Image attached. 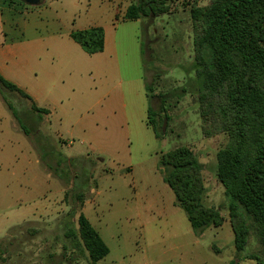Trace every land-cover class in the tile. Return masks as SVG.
<instances>
[{
	"label": "rangeland",
	"instance_id": "374dc122",
	"mask_svg": "<svg viewBox=\"0 0 264 264\" xmlns=\"http://www.w3.org/2000/svg\"><path fill=\"white\" fill-rule=\"evenodd\" d=\"M73 2L80 4L69 26L103 8L102 0ZM193 2L206 6L210 0H174L167 15L119 22L109 33V47L118 52L111 70L81 69L86 59L59 44L48 46L57 43L49 40L37 50V44L27 43L20 68L9 66L5 75H18L28 95L37 92L34 102L47 114L35 112L30 100L0 82V245L5 252L0 264H92L79 236L75 189L84 190L82 212L109 248L97 264L264 260L254 233L243 252L234 247L231 200L216 174L217 153L229 139L203 132L193 71L188 5ZM150 108L156 113L165 108L161 118L168 116L165 131L160 115L154 118L158 137L149 123ZM178 147L191 149L202 164L203 203L221 210L223 226L194 230L176 204L160 158ZM69 230L77 241L67 236Z\"/></svg>",
	"mask_w": 264,
	"mask_h": 264
},
{
	"label": "trees",
	"instance_id": "16d2710c",
	"mask_svg": "<svg viewBox=\"0 0 264 264\" xmlns=\"http://www.w3.org/2000/svg\"><path fill=\"white\" fill-rule=\"evenodd\" d=\"M173 1L137 0L128 7L125 19L167 15ZM188 5L193 21V71L203 132L207 137L225 133L229 139L217 153L216 174L231 200L228 214L234 247L238 253L243 252L254 233L264 256V0H210L206 6L195 2ZM70 37L88 55L104 51L105 31L101 27L76 30ZM0 82L31 100L1 75ZM32 106L35 112L47 114L45 109L33 103ZM159 112L148 110L149 123L157 137L160 134L155 116L160 115L161 125L168 119L167 115L161 118L165 108ZM13 114L18 119L15 111ZM160 163L165 170L164 182L174 193L176 204L185 211L191 227L204 230L223 226L221 210L203 203V167L195 153L188 147H178L162 154ZM73 198L81 210L77 218L81 242L91 263L97 264L107 257L109 248L82 212L84 190L75 189ZM76 211L70 218L76 216ZM67 236L77 241L73 230ZM3 253L0 245V260ZM254 259L264 264V260L256 256Z\"/></svg>",
	"mask_w": 264,
	"mask_h": 264
},
{
	"label": "crops",
	"instance_id": "0c3cea01",
	"mask_svg": "<svg viewBox=\"0 0 264 264\" xmlns=\"http://www.w3.org/2000/svg\"><path fill=\"white\" fill-rule=\"evenodd\" d=\"M76 1L79 2L80 0ZM135 2V0H102L103 8L101 10L93 11L83 17L79 16V25H77V21L74 20L75 25L72 24L69 26L72 10L75 6L79 5L80 2L79 4H76L73 0H44L41 4L32 6L27 4L24 0H0V75L9 82L13 81L14 85L27 94L22 90L25 87H23V83L19 76L11 73L12 77H9L5 75V72H9L11 68H9V66L12 64H16L17 67L21 65V61L27 56H25L27 43L37 44L35 46V50H37V47L41 46L42 40L56 41L57 43L55 45L48 46L55 47L59 44L66 52H74L77 59H86L87 65L82 63L81 69H90V73L91 70L98 71V69L107 68L111 70L117 62L116 58L118 52L116 49H111L109 47V33L113 35L112 29L115 28L119 22L122 24L129 22H143V20L140 19H125L128 7ZM92 27H101L104 29L105 48L103 52L90 56L82 48L83 52L78 48H73L75 46L70 42L73 41L70 34L74 30L80 31ZM73 43L76 42L73 41ZM106 53L109 55L108 59L102 56ZM112 53H114V57H112ZM87 57H97L100 61L92 62V60ZM73 65L79 66V63L76 62L73 63ZM70 68L71 66L68 67V70ZM79 70L80 69L78 68V71ZM22 74H24V70L22 71ZM25 90L27 91V89ZM29 95L33 98V101ZM29 95L28 96L31 98L30 101L36 105L39 96L37 95V92H35L34 95L29 93ZM59 195L61 198V191L59 192ZM85 206L86 205L84 204L83 209H85ZM56 207H60V205L57 204ZM53 211L51 212L56 213L55 210Z\"/></svg>",
	"mask_w": 264,
	"mask_h": 264
},
{
	"label": "water",
	"instance_id": "95a60500",
	"mask_svg": "<svg viewBox=\"0 0 264 264\" xmlns=\"http://www.w3.org/2000/svg\"><path fill=\"white\" fill-rule=\"evenodd\" d=\"M24 1H25L27 4H29V5L36 6V5L41 4L44 0H24ZM166 124H167V120L165 119V120H164V123H163V131H165Z\"/></svg>",
	"mask_w": 264,
	"mask_h": 264
}]
</instances>
